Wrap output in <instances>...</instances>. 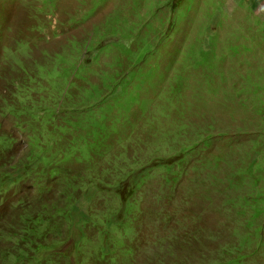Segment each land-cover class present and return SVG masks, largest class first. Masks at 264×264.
I'll return each mask as SVG.
<instances>
[{"label":"rangeland","instance_id":"rangeland-1","mask_svg":"<svg viewBox=\"0 0 264 264\" xmlns=\"http://www.w3.org/2000/svg\"><path fill=\"white\" fill-rule=\"evenodd\" d=\"M117 32L126 38L119 39ZM164 36L168 41L161 43ZM100 41L104 49L80 63L77 78L70 76L79 56L74 45L88 48ZM121 45L140 51L141 63L128 62ZM151 47L157 49L153 56ZM141 67V72L149 69L153 75L130 109L138 76L127 91L110 100L111 110L104 112V104L93 106L92 114L85 109L74 112L85 99L84 89L104 87L107 75L119 79L125 73L139 74ZM70 77L76 83V103L64 107L59 121L51 119L60 129L48 141L44 110L61 107L57 98L65 93ZM4 78L15 84L4 89ZM24 87L28 95L16 100L22 114L0 117V131L18 139L15 162L39 148L30 145L31 139L47 143L40 145L43 153L58 156L60 139L65 146L74 139L76 145L86 140L93 144L98 137L101 147H107L93 154L96 177L120 180V169H115L116 176L103 171L110 162L108 168L136 162L149 169L134 195L136 204L127 207L122 229L114 227L105 234L110 211L122 206L111 198V191L83 203L93 223L79 252L74 232L68 233V221L59 214L57 231L46 237L34 236L22 225L17 199L34 203L33 189L28 183L12 189V195L0 199V264H216L226 259L220 250L247 255L240 264H264V199L258 195L264 197V171L258 183L251 174L238 176L255 156L250 155L252 147L264 153V0H0V95ZM63 99L70 102L71 97ZM104 115L107 129L99 134L92 126ZM202 140L208 143L176 157L185 144ZM157 157L166 159L173 174L156 167ZM82 168L75 161L70 174ZM59 178L43 180L51 198L60 195ZM242 194L255 196L253 206L242 201L245 211L228 202L230 196L239 202ZM191 229H198L203 243L189 237L197 235L188 233ZM105 244L116 251L102 254ZM40 246L50 251L40 253ZM21 255L26 258L17 260Z\"/></svg>","mask_w":264,"mask_h":264},{"label":"trees","instance_id":"trees-1","mask_svg":"<svg viewBox=\"0 0 264 264\" xmlns=\"http://www.w3.org/2000/svg\"><path fill=\"white\" fill-rule=\"evenodd\" d=\"M109 33V32H108ZM119 35H122L119 39L126 38L124 34H121L117 32ZM167 36V35H166ZM116 39V38H115ZM109 41H113L112 44H116V40L113 38H110ZM118 41V40H117ZM161 43H164L165 41H168V37H163L161 39ZM103 44V41H100L98 45L88 47L82 46L80 43H76L73 48L79 49L78 53L79 56L76 58V63L72 65V72L70 71L69 74L72 77L77 78L76 73L79 72L81 69L80 63H88L91 54L94 52H99L100 50H103L104 48H101V45ZM94 45V41H93ZM123 47V51H126V54L128 56L127 60L130 63H133L134 66H137V63H141L142 54L138 50L129 49L126 48V46L121 45ZM157 49H153L151 47L148 52H151L150 55H154ZM96 56V55H95ZM84 58H86V61H84ZM200 62V61H199ZM150 68V67H149ZM136 69V68H135ZM133 69V70H135ZM142 67L140 68L139 74L136 72L132 74V76H129L125 73L118 79V77L114 76H106V82L104 87H101L99 85L92 86L91 88H86L82 91V89L76 88V90H79L80 92L86 93L84 100H79L78 107L73 108L74 112L80 111L85 109L86 113L89 112V114H92L94 112L93 106H100L107 104V107L105 108L104 112H107L112 109L111 102L112 99L115 96L119 95V92H125L131 85V82L135 80V77L141 78L138 83L135 84V92L137 96H134L133 99H131V104L128 106V108H131V105H133L134 102L139 101L140 99V90L143 86V84L148 81V79L151 78L153 75L152 71L143 70L141 72ZM24 70V69H23ZM137 70V69H136ZM135 70V71H136ZM28 70L25 69V72ZM134 71V72H135ZM127 75V76H126ZM68 80L65 88V93L61 96H59L58 99V105H60V108L53 107L49 108V110H44L45 115L43 117V127L46 130V137L44 139H47L48 141L52 138L50 137L52 133L55 130H59L60 127L58 125H53L51 122V119L54 117H57V121H59V116L63 114L62 110L65 109L64 107H67L68 103H76V100L74 98V95L72 94V88H75V81L73 79ZM127 77V79H126ZM143 78V79H142ZM18 79H21L19 77ZM17 79V80H18ZM8 79L4 78V89H8L9 87H12L13 84H15V80L11 79L10 81L14 83H8ZM25 91H22V89L16 91L15 93H9V95L1 94L0 95V105L1 100L4 103V105L1 107L0 110V117L4 119L7 115H13L14 117H19L22 109L19 108V106L16 104V100L20 98H24L22 95H28L27 93L30 91L28 88H25ZM106 89H109V96L108 98L105 97V91ZM69 95L71 97L70 102H66L63 98L64 96ZM110 97V98H109ZM138 97V98H137ZM100 102L98 104L93 105L92 102L96 101ZM57 105V104H56ZM264 106V103H263ZM97 107V106H96ZM104 107V106H103ZM99 109V107H98ZM103 109V108H101ZM128 109V110H129ZM27 111L33 115V117L36 118V112L32 109V106H28ZM66 111V110H65ZM70 110H67L69 113ZM107 116H102V120L99 122H96L93 124L92 127L96 128V132L99 134L105 133L107 126H105V121H107ZM56 121V122H57ZM104 122V123H103ZM66 124L71 125L69 119H66ZM64 126L63 129L68 133L69 128L68 126ZM78 127H80V124H76ZM24 126L21 124L19 125L20 130L24 129ZM51 127V128H50ZM18 128V127H17ZM53 128V129H52ZM102 131V132H100ZM50 133V135H49ZM209 137V136H208ZM264 139V138H263ZM54 140V139H53ZM58 141H63V147H58V156H52L47 155V153H43L40 145H46L47 143L36 140V142H33L32 139L30 141L31 146L39 147L35 148V150L31 151V154L26 156V158L19 159L18 162H15V156L17 152H14L15 146L18 142V139L10 133H7L6 131H0V199L1 197H5L6 195H12L11 193L12 189L16 188L17 186H21L22 184L28 183L27 188L31 187L33 189V195H34V203H32L30 200H27L26 198H20L17 199V202L19 203V206L21 208V211H23V214H19V217H23L22 219V225L28 227V229L32 230L34 236L37 237H46L50 234H53L54 231H57V222H55V215L59 214L62 219H65L68 221V233L71 234L74 232V239H75V247L74 249L76 252H79L80 245L82 243V240L86 239L87 237V226L92 224V217L91 214L88 213V211L85 210L83 203H91L95 198H97L98 194L101 192L111 191L112 199H119L122 203V206L118 208L116 211L111 210L110 216L108 220V226L106 229V233L110 232L114 227H117L118 229H122L126 219L128 217L129 212L127 211V207H131L136 204L137 200L135 199V194L138 189L143 187L144 181L146 179V171H148L149 167L147 166H140L138 163H128L129 165H124V162H120L121 167L118 168H108L112 167L113 162H110L108 164V167L105 170L108 172L107 174H111L116 176L115 174H118L115 169H120L121 172L118 175L120 180H117L113 182V180L107 177L105 180L96 177L95 174L96 170L92 166L93 163V154L101 151V148H106L107 146L101 147L102 140H98V137L96 141L93 144H89L84 142V144L80 143L79 145L75 144L76 139L71 140L67 142V144L64 146V140L60 139ZM208 143L207 141H194L191 144H185L180 149V155L176 156L177 158H183V156L188 155L191 150L195 148V146H201L200 144ZM257 144V143H256ZM55 144L54 146H56ZM84 145V146H82ZM258 145V144H257ZM259 146V145H258ZM93 147H96V149H92ZM41 152V153H40ZM104 151H101V153ZM255 152L254 158L252 157L253 153ZM14 154L12 157H9V155ZM40 154H43L40 155ZM251 157L253 160L251 163L247 166L246 169L238 171L239 175L244 174H251L253 178V182L258 183L262 179V175L260 172L264 171V153L262 149H258L256 147L251 148ZM116 160V159H112ZM155 160L156 167L162 168L167 171L169 175L173 174V170H171V167H169L168 162L166 159L162 157H157ZM78 162L83 166V170L79 171L78 174L72 175L70 174L72 163ZM53 168L52 170H50ZM89 173V176H87L85 173ZM112 171V172H111ZM52 175V176H51ZM47 177L51 178H57L60 177L58 182L61 185L60 190V197L56 196L54 198H51L49 195L50 188H47V185L44 186L43 180ZM234 181L236 178H233ZM170 180V179H169ZM261 189V188H259ZM19 192V189H18ZM65 194V196H62ZM4 195V196H3ZM252 195V196H251ZM242 194L240 195V201L237 202L235 197L230 196L228 198V202L232 205L235 204L238 207L240 206L242 208V201L249 205L253 206L255 204L254 195L251 194ZM259 196H262V193H258ZM6 199V198H5ZM53 199H58L59 202L54 201ZM70 199H72L70 201ZM61 202H63V207L61 205ZM126 207V208H125ZM83 208V209H82ZM243 209V208H242ZM245 211V209H243ZM259 211V210H258ZM258 212L252 214V216H257ZM251 216V217H252ZM188 233H196L197 235H190L189 237H194L197 240L200 239V241L203 243L205 239L202 238V236H199L198 229L197 230H190ZM76 234V238H75ZM104 234V235H105ZM243 243V242H242ZM107 244V243H106ZM104 245L101 247L102 254L108 255L107 252L110 250L109 245ZM244 244V243H243ZM241 245V244H240ZM49 247L40 246L38 248V252L40 253H46L49 252ZM116 248L114 251L115 252ZM219 255H222L223 258L225 257V261L218 260L216 264H240L241 261L245 260V258H248L247 255H237L231 253L222 254L221 250L218 251ZM235 255V256H234ZM191 256V255H190ZM26 258L25 255L18 256L17 260H24ZM213 264V263H212Z\"/></svg>","mask_w":264,"mask_h":264}]
</instances>
